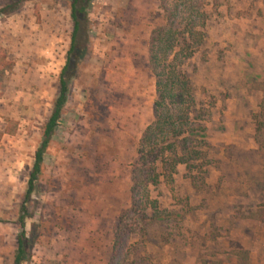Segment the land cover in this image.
I'll use <instances>...</instances> for the list:
<instances>
[{"label":"rangeland","instance_id":"374dc122","mask_svg":"<svg viewBox=\"0 0 264 264\" xmlns=\"http://www.w3.org/2000/svg\"><path fill=\"white\" fill-rule=\"evenodd\" d=\"M175 7L91 0L69 55L71 0H0V264L14 263L68 59L67 103L26 204L24 264H264V0L204 3V40L182 68L202 116L197 153L174 173L159 164L135 214L131 172L157 98L149 46L181 23ZM123 216L135 231L116 241Z\"/></svg>","mask_w":264,"mask_h":264},{"label":"trees","instance_id":"16d2710c","mask_svg":"<svg viewBox=\"0 0 264 264\" xmlns=\"http://www.w3.org/2000/svg\"><path fill=\"white\" fill-rule=\"evenodd\" d=\"M91 0H71V18L74 30L69 55L74 51L77 35L81 29V17H86ZM208 0H176L175 11L180 9V24H172L153 33L149 46V65L156 79L157 98L153 106L154 120L147 127L139 143L138 161L131 172L135 214L138 215L137 197L146 198L148 189L160 182L159 164L172 161L171 173L179 165H189L195 152L194 143L202 132L201 112L193 94L191 82L183 72V66L193 58L197 47L204 40V22L201 8ZM202 21V22H200ZM5 57L0 58V69L7 67ZM69 59L59 78V94L51 116L44 127L42 140L35 151L34 164L19 218L17 251L13 264H24L28 259L25 220L28 218L26 204L35 191L44 157L56 129L60 126L63 109L67 103L69 81L66 72ZM201 136V134H200ZM180 153V154H179ZM182 153V154H181ZM172 157L170 160L169 158ZM169 158V159H168ZM129 216L121 217L115 236L116 241L134 233ZM242 255V253H235Z\"/></svg>","mask_w":264,"mask_h":264}]
</instances>
